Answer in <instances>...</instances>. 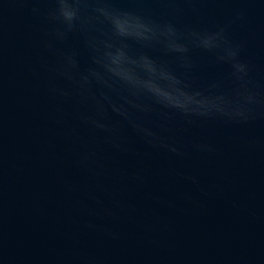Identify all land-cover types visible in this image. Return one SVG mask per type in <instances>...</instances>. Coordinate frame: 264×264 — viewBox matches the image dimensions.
<instances>
[{"label": "water", "instance_id": "1", "mask_svg": "<svg viewBox=\"0 0 264 264\" xmlns=\"http://www.w3.org/2000/svg\"><path fill=\"white\" fill-rule=\"evenodd\" d=\"M109 6L181 33L224 28L260 102L238 121L130 108L179 152L149 143L107 101L111 130L95 128L82 119L95 102L55 69L66 53L77 73L94 66L87 40L110 26L96 21L59 39L53 0H0V264H264V0ZM95 7L90 0L82 15ZM130 43L183 76L178 54ZM188 55L192 89L234 94L230 63L194 46ZM101 91L93 82L91 94Z\"/></svg>", "mask_w": 264, "mask_h": 264}, {"label": "clouds", "instance_id": "2", "mask_svg": "<svg viewBox=\"0 0 264 264\" xmlns=\"http://www.w3.org/2000/svg\"><path fill=\"white\" fill-rule=\"evenodd\" d=\"M53 2L56 7L48 16L60 24L54 29V34L59 39H64L77 27L86 31L96 21L106 22L110 26L103 38L90 37L87 40L93 53L94 66L89 67L86 72L77 73L75 53H66L63 63L55 69L59 75L79 85L82 98L95 102L96 113L82 115V119L93 127L111 130L104 122L107 118L104 102L107 101L112 110L129 120L149 143L179 152L176 146L167 144L152 128L134 120L130 108L148 112L155 104L176 112L189 121L193 117H222L236 121L252 118V106L260 101L257 100V93L248 86L246 77L249 69L248 64L239 59L240 45L233 44L228 39L224 28L215 32L191 30L181 33L171 23H157L136 12L112 8L109 0H95L97 7L93 9L94 15L90 16L82 15V9L90 0ZM130 42H135L142 48L161 45L166 52L178 54L177 59L185 69L183 76L178 75L166 62L143 51H134ZM192 46L215 53L218 61L231 64V76L239 85L234 94L190 87L187 77L193 68V62L188 53ZM93 82L107 91H101L100 97L91 94ZM219 87L218 83L210 86L213 89ZM56 91L63 96L69 95L63 89ZM112 93L117 94L123 102L113 100ZM145 99L150 103H145Z\"/></svg>", "mask_w": 264, "mask_h": 264}]
</instances>
